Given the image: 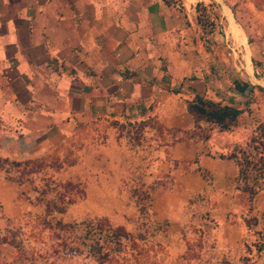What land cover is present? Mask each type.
<instances>
[{"label": "crops", "instance_id": "0c3cea01", "mask_svg": "<svg viewBox=\"0 0 264 264\" xmlns=\"http://www.w3.org/2000/svg\"><path fill=\"white\" fill-rule=\"evenodd\" d=\"M206 1L0 0V157L56 158L50 177L79 182V206L113 198L118 213L104 215L116 225L138 213L128 190H146L169 246L184 240L193 195L204 194L218 220L241 206L236 165L219 153L247 141L249 124L239 122L261 75L232 10H219L222 27L203 33L195 4ZM227 35L242 60L220 49ZM234 79L249 85L238 91ZM194 93L241 108L236 122L204 140L182 136ZM148 116L160 130L144 125L133 143L117 136L114 120ZM23 185L0 167V226L31 205Z\"/></svg>", "mask_w": 264, "mask_h": 264}, {"label": "rangeland", "instance_id": "374dc122", "mask_svg": "<svg viewBox=\"0 0 264 264\" xmlns=\"http://www.w3.org/2000/svg\"><path fill=\"white\" fill-rule=\"evenodd\" d=\"M206 2L205 14L214 22L215 28L222 27V23L216 21L219 10H232L234 21L240 25L242 36L248 42L246 56L250 52L251 59L262 61L264 0ZM204 40L200 38V41ZM219 47L221 50L226 48L224 52L229 51L230 55L234 51V58L237 55L242 60L241 51H237L238 46H234L230 35ZM215 54L221 55L218 50ZM252 64L260 73L261 66L254 61ZM260 75V84L248 92V118L239 122L249 124V144L253 143L250 136L257 135L258 140L264 142L260 135L264 125V73ZM37 159L19 167L0 162L1 168L8 169L6 175L18 176L20 170L23 171V189L29 193L28 198L32 197L31 203L25 198L27 194L22 193L25 203L31 205L25 206L14 220L0 226V264H264V175L262 179L257 178L260 189L252 202L228 210L221 220L208 210L204 194H198L197 201L193 195L191 219L182 229L184 240L172 246L165 242L164 226L149 218L148 197H142L146 190L130 188L128 194L135 201L138 213L136 218L129 217L126 224L120 225L131 233L132 238L121 237V243L116 247L118 243L111 230L119 224L107 219L104 213H118L115 207L118 203L108 198L98 209L79 206L77 193L81 185L70 186L64 184L67 180H54L49 175L61 162L52 156ZM68 197H75L72 204H66L67 208L61 212L54 209L64 204ZM45 202L51 211L46 210ZM143 205L145 207L140 211L139 206ZM92 211L95 212L93 215L90 214ZM95 243L100 245V252H108L99 262L95 260L99 253H91Z\"/></svg>", "mask_w": 264, "mask_h": 264}, {"label": "trees", "instance_id": "16d2710c", "mask_svg": "<svg viewBox=\"0 0 264 264\" xmlns=\"http://www.w3.org/2000/svg\"><path fill=\"white\" fill-rule=\"evenodd\" d=\"M166 3H174L175 0H164ZM195 20L196 23L200 26L203 33L210 34V31L214 28L215 24L212 20H209L207 14H205L204 5L201 2H196L195 4ZM257 65L261 66V72L264 73V54L262 61H255L252 59ZM238 79L233 80V87L242 91L246 86H248V82L243 81L239 83ZM186 108L192 116V127L189 130H180L182 131V136H196L202 140L206 139L209 135V132L212 129L216 130H226L231 127L232 124L236 121L241 108L229 104L222 103L218 100H213L207 97H204L201 94L194 93L190 98L186 99ZM116 126V134L119 136L123 134L128 141L137 142L140 138L142 127L144 125L154 126L156 129L160 130V124L152 118L148 116V118L140 119L138 121L124 118L121 121H113ZM262 130L260 135H262L264 139V125H262ZM259 135L256 137L250 136L249 140L253 142L249 144L246 142H234L233 144H229L226 147V150L219 153L220 157L231 158L237 168L236 174L234 176V188L240 192V201L242 206L248 205L253 200L254 194L260 189V183L257 178H263L264 175V142L261 143L262 140H258ZM172 141V140H171ZM170 141V142H171ZM260 144V147L258 146ZM38 159H24V160H14L1 158V163H9L13 167L26 166L29 163L36 162ZM58 166V165H57ZM1 167V166H0ZM4 171L7 172L8 169L4 168ZM253 171H255L253 173ZM22 170H20V175L11 176L7 175V177L14 179L17 183L22 182L24 179L21 178ZM200 173L203 175V171L200 170ZM205 179H207L205 177ZM260 179V180H261ZM64 184L75 186L80 184L77 181L67 180ZM84 195L82 188L78 190L77 197L80 198ZM142 197H148L147 193L144 192ZM75 200V197H68L64 204L60 206L54 207L57 211H63L66 204H69ZM45 207L47 211H51L52 208L48 206V203L45 202ZM143 206H139V210L144 209ZM112 234L116 237V244L118 247L120 245V238H132L130 232L125 230L122 226H116L112 230ZM142 236V234H139ZM4 240V238H2ZM100 245L96 243L92 245L91 253H99L95 256V260L97 262L101 261V258L106 257L108 252H100Z\"/></svg>", "mask_w": 264, "mask_h": 264}]
</instances>
